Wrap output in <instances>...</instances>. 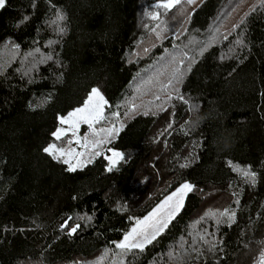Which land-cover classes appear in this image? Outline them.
<instances>
[{
  "label": "trees",
  "instance_id": "trees-1",
  "mask_svg": "<svg viewBox=\"0 0 264 264\" xmlns=\"http://www.w3.org/2000/svg\"><path fill=\"white\" fill-rule=\"evenodd\" d=\"M139 2L0 8V264H259L264 0H202L177 37L160 40L138 27ZM94 86L108 104L92 137L120 128L107 148L124 158L111 172L103 155L69 172L43 148ZM185 182L193 190L155 240L116 247Z\"/></svg>",
  "mask_w": 264,
  "mask_h": 264
},
{
  "label": "snow or ice",
  "instance_id": "snow-or-ice-1",
  "mask_svg": "<svg viewBox=\"0 0 264 264\" xmlns=\"http://www.w3.org/2000/svg\"><path fill=\"white\" fill-rule=\"evenodd\" d=\"M194 0H187V3H193ZM180 3V0H167V2L163 5H161L164 8H171L174 4ZM6 4V0H0V8H3ZM29 17L25 16L24 20L21 21L23 23L24 21H27ZM65 17L62 14L58 13L57 20H63ZM61 32L64 31L63 28L60 29ZM18 47V45L16 46ZM48 59H51L49 56ZM183 63V61H181ZM171 84V81H169V85ZM165 88L168 87V85L164 86ZM176 92L178 93L179 90L176 89ZM97 98L102 103H93V99ZM173 97H169V100H171ZM177 99L182 100L184 103H188L187 100L184 99L183 96H177ZM103 104H107V101L104 100L103 96L101 95L99 89L93 88L91 92L88 95V98L85 100L84 105L82 107L76 108L68 113V115L60 116L58 117L60 124H68L69 129H64L58 127L55 132L52 133V136L55 137L57 140L61 139V136L66 135L67 131L72 130L73 135H75V129L79 126L80 123L88 124L89 128L92 129V125L95 123H98L100 120L105 119L106 117L103 114L102 107ZM147 114V113H145ZM113 116H117V113H113ZM171 126V125H169ZM103 132H105L108 136H113L114 134H118L121 129L120 128H110V129H103ZM95 135V132H94ZM105 140H99V141H93V146H98L101 143H105ZM69 144H71V141H69ZM84 146H87V137L85 138ZM43 151L47 154H49L53 159L60 160L64 164L68 165L67 171L69 172H75L78 167L82 168L84 167V164L80 163L79 160L75 165L71 163L70 159H64L65 156H69L72 158L79 157L83 155L82 153H75L71 150L66 151L63 148H57L55 144H49L47 147L43 148ZM95 155H102L100 152H96ZM113 157L116 159H113L112 157H108L109 165L107 167V171L111 172L117 164V161L119 159H123L124 156L120 152H113ZM91 159L87 161V163H91ZM187 164H182L181 167H187ZM239 170V169H237ZM243 174L249 178L253 183H255V173L251 172L249 170H243ZM193 185L185 182L180 185L179 188L176 189L175 192L172 193L171 196L166 197L165 201H163L160 205L157 206L156 209L153 210L152 213L149 214V216L145 217L144 220H137L136 226H134L128 233L125 234L124 239L116 245L118 248L122 249H134L138 248L141 251L143 250L144 246L148 243H151L153 240L156 239L158 235H160L164 229L167 227L168 223L175 217V215L179 212L180 208L183 206V197L188 192H191L193 190ZM179 197L177 202L173 205L171 202L174 200V198ZM167 208L168 216L166 220H161L156 222L153 225H149L148 221L151 220L154 216L157 215L158 212H161L162 209ZM208 215V214H206ZM221 216H229V220H234L235 214L232 213L229 215V210L225 209L223 212L220 213ZM71 219V217H69ZM83 219V217L81 218ZM88 220H91L92 217L88 216ZM67 220L64 224L61 225V228H64L67 225ZM219 223V221H218ZM80 227L79 224H77L75 227H72L69 231V234H72L76 232V230ZM133 237H136V239H133ZM131 241V242H130ZM259 264H264V254L261 255L259 258Z\"/></svg>",
  "mask_w": 264,
  "mask_h": 264
},
{
  "label": "rangeland",
  "instance_id": "rangeland-1",
  "mask_svg": "<svg viewBox=\"0 0 264 264\" xmlns=\"http://www.w3.org/2000/svg\"><path fill=\"white\" fill-rule=\"evenodd\" d=\"M201 1L202 0H194L193 3H187V0H180V4L176 8L172 9L173 8L172 7L171 9H169V8H164L161 6L165 4L167 0H158L156 3H147L146 0H140L139 14H138V27L141 29L147 28V30L152 31L153 33L156 34V38L159 40L165 38L168 35H171L172 37H177L175 33L177 31H180L187 22V16H188L187 10L190 9L191 7H196ZM82 35H85V33L83 32ZM173 39L175 40V38ZM93 88L99 89L96 86L92 87L89 90L84 101L79 106L74 107L72 110L82 107L84 105L85 100L88 98V95ZM99 91L101 95L103 96L104 100L107 101L104 94L101 92V90ZM93 103H102V102H100L97 98L94 97ZM107 104H103V107H102L103 114H104ZM72 110H70L69 112H71ZM68 113L63 116L66 117ZM94 125L95 124H93L92 129H90L88 124L80 123L79 126L75 129V135H73L72 130H69L67 131L66 135L61 136V139L57 140L55 138L56 141L52 142L51 144H55L57 148H63L66 151L71 150L73 154L82 153L83 155L79 157H75V158H72L69 156L64 157V159H70L73 165H75L78 160L80 163L84 165L87 164V161L89 159L92 160L96 156L95 155L96 152L102 153V155L105 156L106 159L108 157H112L113 159H116L115 157H113V152H119V151L116 149L107 148V143L109 142L112 136L110 137L107 135L106 137L96 140V141L105 140L106 142L101 143L95 147L93 146L94 138L92 137V133L97 130L94 128ZM58 127L69 129L68 124L62 125L60 124V121H59ZM86 137H87V146L85 147L84 142H85ZM69 141H71V144H69ZM172 193L169 194L168 196H171ZM166 197L163 200H161L148 214H146L142 218L136 219L132 223V225L130 226L129 230L126 233H128L134 226H136L137 220L142 221L144 220L145 217L149 216V214L152 213L153 210L156 209L158 205H160L163 201H165ZM185 197L186 195H184L183 197V203H184ZM178 199L179 197L174 198V200L171 203L174 205ZM167 216H168L167 208L162 209L161 212H158L156 216H154L151 220L148 221V224L153 225L158 221L166 220ZM124 236L120 240L116 241L115 245L120 243L124 239ZM133 239H136V237H133Z\"/></svg>",
  "mask_w": 264,
  "mask_h": 264
}]
</instances>
